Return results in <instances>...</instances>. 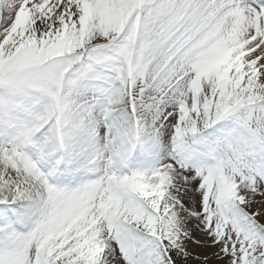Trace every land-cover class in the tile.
<instances>
[{
  "label": "snow or ice",
  "instance_id": "snow-or-ice-1",
  "mask_svg": "<svg viewBox=\"0 0 264 264\" xmlns=\"http://www.w3.org/2000/svg\"><path fill=\"white\" fill-rule=\"evenodd\" d=\"M213 258L264 264V0H0V264Z\"/></svg>",
  "mask_w": 264,
  "mask_h": 264
},
{
  "label": "rangeland",
  "instance_id": "rangeland-1",
  "mask_svg": "<svg viewBox=\"0 0 264 264\" xmlns=\"http://www.w3.org/2000/svg\"><path fill=\"white\" fill-rule=\"evenodd\" d=\"M211 251V250H209ZM211 264H218V262H215V259L213 258V260L211 261Z\"/></svg>",
  "mask_w": 264,
  "mask_h": 264
},
{
  "label": "bare ground",
  "instance_id": "bare-ground-1",
  "mask_svg": "<svg viewBox=\"0 0 264 264\" xmlns=\"http://www.w3.org/2000/svg\"><path fill=\"white\" fill-rule=\"evenodd\" d=\"M215 262H217V261H215Z\"/></svg>",
  "mask_w": 264,
  "mask_h": 264
}]
</instances>
